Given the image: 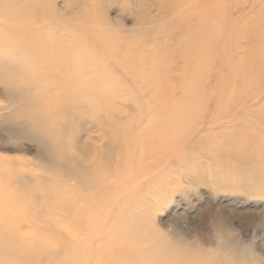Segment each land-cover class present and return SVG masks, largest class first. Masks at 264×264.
<instances>
[{
	"label": "rangeland",
	"instance_id": "rangeland-1",
	"mask_svg": "<svg viewBox=\"0 0 264 264\" xmlns=\"http://www.w3.org/2000/svg\"><path fill=\"white\" fill-rule=\"evenodd\" d=\"M180 1L26 6L84 34L80 114L0 33V264H264V2Z\"/></svg>",
	"mask_w": 264,
	"mask_h": 264
},
{
	"label": "bare ground",
	"instance_id": "bare-ground-1",
	"mask_svg": "<svg viewBox=\"0 0 264 264\" xmlns=\"http://www.w3.org/2000/svg\"><path fill=\"white\" fill-rule=\"evenodd\" d=\"M36 1L37 0H0V3L2 4V5L0 4L2 6V7L0 6V8L2 9L5 7L9 8V6L15 7V10L13 12H4V15L1 16L4 19V21L2 20L3 22L9 23L12 22L13 20H18V18L19 19H21L22 17L25 18V16L28 17L30 16L31 18V20H26V21L24 20L22 22V26L20 25L17 26L16 28L12 27L9 24H5L2 28L0 27L1 41L6 45H10V44L13 45L14 48H17L18 50L21 49L28 50L32 57H39L40 55H42L41 57L43 58L42 60L43 64H45V62L56 63V67L58 71L55 72L51 69L48 71V74L55 76L54 78L55 79L57 78L58 82H62L63 85H65L64 90H66L67 92V97H70L72 99L71 100L72 104L74 103L73 105H71L72 107L70 109L75 114L76 113L80 114L82 109L78 103L85 98V94L88 92V89L90 88L87 87L88 84L96 82L94 78L92 81H89L88 79L85 78V70L87 68V62L85 60V54H84V52L86 51L83 42L84 34L82 33L81 30H78L73 36H69V31L65 30L64 28L61 29L54 25L43 26L40 22L45 21L46 20L45 18H42V20L38 18L37 20L34 15L35 13L32 10L30 12L25 10L27 5L33 6ZM193 1L194 0H183L182 2L181 1L178 2L176 5L179 9L187 5H190V7L194 8L195 3ZM222 1L223 0L218 1V4L221 5ZM229 1L232 2L231 0ZM249 1L250 0L247 1L238 0L236 3L237 5L242 7L252 8L253 3L255 4L256 2H261V3L264 2V0H251L252 2ZM47 17L48 19L50 18L57 19L58 16L47 14ZM249 26L250 24L248 25V28ZM251 73L252 74L249 75V77L244 78L243 81L244 83L241 88L240 95H247L251 91H253V89H257L255 87V84L258 81L259 77L263 74V72L259 70V71H252ZM102 83H104V81ZM106 99H108V96ZM35 246L36 247L41 246L39 241L37 243H34V247ZM96 256L94 257L96 258ZM91 262L93 263V259Z\"/></svg>",
	"mask_w": 264,
	"mask_h": 264
}]
</instances>
